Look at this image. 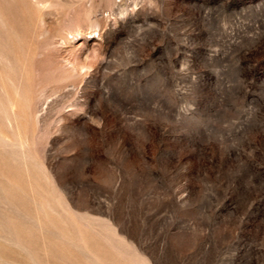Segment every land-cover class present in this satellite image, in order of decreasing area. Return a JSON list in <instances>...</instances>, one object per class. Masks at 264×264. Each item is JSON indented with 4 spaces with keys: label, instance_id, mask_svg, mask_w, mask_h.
<instances>
[{
    "label": "rangeland",
    "instance_id": "rangeland-1",
    "mask_svg": "<svg viewBox=\"0 0 264 264\" xmlns=\"http://www.w3.org/2000/svg\"><path fill=\"white\" fill-rule=\"evenodd\" d=\"M0 264H264V0H0Z\"/></svg>",
    "mask_w": 264,
    "mask_h": 264
}]
</instances>
